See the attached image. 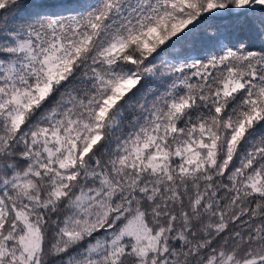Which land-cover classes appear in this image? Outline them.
<instances>
[{"label":"snow or ice","instance_id":"6c2138e0","mask_svg":"<svg viewBox=\"0 0 264 264\" xmlns=\"http://www.w3.org/2000/svg\"><path fill=\"white\" fill-rule=\"evenodd\" d=\"M0 264H264V0H0Z\"/></svg>","mask_w":264,"mask_h":264}]
</instances>
